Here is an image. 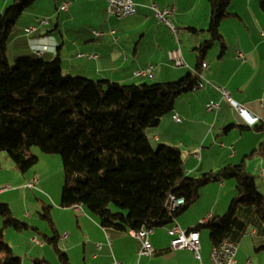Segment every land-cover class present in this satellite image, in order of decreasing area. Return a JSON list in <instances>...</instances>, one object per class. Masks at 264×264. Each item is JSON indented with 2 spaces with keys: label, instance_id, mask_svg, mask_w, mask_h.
I'll list each match as a JSON object with an SVG mask.
<instances>
[{
  "label": "trees",
  "instance_id": "obj_1",
  "mask_svg": "<svg viewBox=\"0 0 264 264\" xmlns=\"http://www.w3.org/2000/svg\"><path fill=\"white\" fill-rule=\"evenodd\" d=\"M36 1L13 0L0 14V157L4 154L19 172L26 173L39 162L31 153L33 147L44 154L60 155L64 169L60 206L87 210L107 232L129 234L171 226L197 201L203 187L230 179L235 180L236 188L227 212L191 231L208 230L214 247L225 240L237 243L249 223L264 228V196L245 159L190 177L181 149L164 144L155 149L147 134L173 113L179 96L203 87L204 57L216 43L226 48L221 25L232 15L229 8L234 0H208L210 39L196 49L195 73L175 82L131 84L65 76L59 56L51 60L22 57L12 66L9 41L25 11ZM259 6L264 13V0ZM250 129L264 134V123L256 122ZM255 157L264 160V141L246 158ZM177 199H183L184 205L171 210ZM50 208L44 207L45 217L54 226ZM0 216L3 229L34 228L13 217L8 204H0ZM54 231L49 242L60 262L71 264ZM0 254V264L23 262L4 239L2 229Z\"/></svg>",
  "mask_w": 264,
  "mask_h": 264
},
{
  "label": "crops",
  "instance_id": "obj_2",
  "mask_svg": "<svg viewBox=\"0 0 264 264\" xmlns=\"http://www.w3.org/2000/svg\"><path fill=\"white\" fill-rule=\"evenodd\" d=\"M10 1L0 0V14L12 4ZM67 1L70 3L69 10L60 11V7ZM134 1L138 4L137 14L117 20L108 15L107 3L104 1L45 0L48 8L42 13L30 11L23 21L19 20L17 23L15 35L9 41L8 58L10 60L11 55L17 60L29 57L35 55V49L41 50L47 46L48 50L44 55L46 59L51 60L59 56L61 66L63 63L68 65L69 69L66 71L68 74L83 76L93 81L106 79L121 84L138 83L137 80L145 78H136L134 73L150 65L153 66L154 72L153 77L148 79H161L159 81L165 82L183 77L182 70L170 71L169 66L173 62L170 53L177 50V42L171 36L173 33L162 27V23L155 17L151 4L157 3L161 8L175 7V18L195 13L188 23L205 26L211 13L208 0H194L195 5L186 2L187 0ZM245 2L247 6L252 7L251 1L248 0L232 2L234 7L235 5L241 7L239 10H234L233 14L237 18H241L245 11L248 12V9H245ZM61 13L65 15L62 16ZM30 16L33 18L31 19ZM42 19H48L49 24L39 25L38 21ZM55 19H58L57 24L51 28ZM255 23L258 22L255 20ZM31 26L37 27L39 31L32 39L25 34V29ZM194 28L189 29L197 33L198 30ZM94 31L100 32L101 35L96 36ZM82 54L84 57H79ZM181 54L183 55V51ZM245 54V61L238 63L230 74L225 70L226 66L221 63V60H224V53L219 59L208 61L207 52L204 63L208 68L201 70L203 87L179 96L173 113L165 115L160 125L147 133L154 148L164 144L181 149L185 171L190 177H198L205 172H216L227 164H239L245 159L247 170L252 174L258 171L264 184V160L256 157L246 158L258 148L259 143L264 141V134L260 133L257 142L241 146L242 135H235L232 130L234 127H239L234 122L241 118L234 116L231 107L222 101L221 95L214 86L225 87L232 93L235 101L245 106L248 114L242 118L246 120L257 118L258 123H264V83L258 93L250 92L258 71L256 51L251 48L249 52L246 50ZM88 55H98V58L91 59ZM184 63L186 65L185 60ZM195 71L196 67L192 73ZM211 100L221 102V109L217 113L208 112L206 109L207 103ZM174 113L182 118V123L173 120ZM245 128L250 129L248 126ZM41 183L40 180L39 185ZM235 188L236 183L231 180L210 183L203 187L197 201L171 226L160 229L162 231L159 233L156 230L150 235L149 241L155 252L151 256L141 258L138 255L140 241L127 233L107 232L95 217L81 207L66 208L81 216L77 219L76 234L71 236L72 238L74 235L78 239L71 240L73 242L68 244V250L86 241L83 245L85 253L88 249L102 252L101 256L95 254L94 260L101 257L111 263L116 259L124 264H212L213 245L208 230L203 229L199 232L202 258L199 262L193 251L189 249L171 248L173 235L170 229L173 225H177L184 231H191L207 217L213 219L223 216L235 195ZM3 190L0 189V198L8 195L10 199L9 194L12 191ZM2 201L11 206L12 202L9 200ZM30 216L23 213L19 217L33 220ZM1 225L0 221V229ZM108 238L112 240L111 245L108 244ZM61 239L65 241L67 236ZM97 244H101V248H98ZM237 244L236 264H264V249L261 248L264 246V228H255L249 223Z\"/></svg>",
  "mask_w": 264,
  "mask_h": 264
},
{
  "label": "rangeland",
  "instance_id": "obj_3",
  "mask_svg": "<svg viewBox=\"0 0 264 264\" xmlns=\"http://www.w3.org/2000/svg\"><path fill=\"white\" fill-rule=\"evenodd\" d=\"M248 1H251L253 8L250 7V5L247 6V2H245V9L247 8L248 12L245 11V13L240 16L241 18H237L233 14L235 9L239 10L241 8L240 5L238 7L235 5L234 7L233 4H231L229 12L232 15L226 18L221 25V33L224 36V44L226 48L223 51V45L216 43L211 49L208 50L207 58L208 61H211L212 59L217 60L224 53V60H221V63L226 66L225 70L231 74V72L236 69L237 64L242 62L239 60V58H237V50L244 54L246 50L249 52L251 48L252 50H255L258 60V71L255 74V82L253 87L250 89V92L256 94L260 91V89H262V84L264 83V37L262 36V31H264V13L261 11L259 6L260 0ZM10 2L12 3L13 1L11 0ZM186 2L190 3L191 5L196 4V1L194 0L191 2L187 0ZM46 8H48V5L46 4L45 0H37L29 9L26 10L22 16L23 18L21 17L20 21H23L30 11L40 14V12L42 13ZM61 15L64 16L65 14L61 13ZM194 15L195 13H188L184 17L180 18L176 16V18L174 17L172 19L175 27L180 31V33L178 37L174 34L171 36L173 39H175L174 41L177 42L176 49L183 51L182 56H184L183 58L186 61V65L179 67L174 62H171L169 67L171 68L170 71H184L183 77L186 76L189 71L192 72L196 67L198 55V50L196 49L200 47L202 43L210 39V35L207 32L210 18L205 26L195 25V23H188ZM30 18L32 19L33 16H30ZM255 20L258 23H255ZM57 21L58 19H55L52 22L51 28L57 24ZM199 22H201V20H199ZM194 26H196V28H194ZM162 27L169 30V28L163 23ZM189 28H194L195 30H198V32L195 33ZM171 36H169V38H171ZM178 40L180 41V45ZM9 51L11 54L12 49ZM10 58V64L14 66L17 62V59H14L13 55H11ZM62 66L63 70H65V76L74 77L73 75H70L66 72L69 69L67 64L63 63ZM183 77L180 76L176 79H170L165 82L179 81ZM157 80L145 78L139 79L137 82H163L159 81L161 79L158 81ZM204 81L207 83L206 80ZM232 130L235 135H242L243 139L241 146L244 144L249 145L255 141L257 142V140H259V135H261L252 129H241L239 127H234ZM218 145L220 146V143H218ZM157 148L158 147H155V149ZM31 153L39 157V162L33 169L26 173L19 172L15 168L14 163L11 160H7L4 154H2L0 157V189H4L6 192L12 191V193L9 194L10 199H8V195L0 198V204L9 205V203H6L2 200H9V202H12L11 206L9 205V207L12 211L13 217L22 222L28 223L37 229L34 230V228H30L24 231H17L13 228L3 229V219L0 216V221L2 224L1 229L4 232V239L13 248L14 254L18 257H21L23 261L22 264H40V262H46L48 264H62L53 245L48 240L55 235V228L60 236L58 240L59 247L68 254L71 264H112L107 259H101V257L97 260H94V255L97 254L98 256H101L102 252L88 249L85 253L83 245L86 241H80V246H77L70 251L68 250V244L73 242L71 240L78 239L74 237V235L76 234L75 231L78 226L77 219H79L81 216L80 214L74 213L72 210L62 208L60 206L64 185V169L62 158L58 154H44L39 147H33L31 149ZM254 174L257 176L256 181L259 192L264 196L263 180L259 176L258 171H254ZM34 175L38 176L42 183L37 187V189H29L26 187V185ZM230 180L235 182L233 179ZM48 206L51 207L49 209V217L51 218L54 226H52L50 220L45 217L46 211L44 210V207ZM112 208L115 210L117 209L115 206H112ZM23 213L25 215H31L30 217L33 218V220L19 217ZM160 231L162 230H157L158 233ZM72 234L74 235L71 238ZM64 236H67V240L65 241L61 239ZM33 238L38 239L44 245H37ZM2 257L3 255L0 254V259ZM137 262L138 260L136 263Z\"/></svg>",
  "mask_w": 264,
  "mask_h": 264
},
{
  "label": "built area",
  "instance_id": "obj_4",
  "mask_svg": "<svg viewBox=\"0 0 264 264\" xmlns=\"http://www.w3.org/2000/svg\"><path fill=\"white\" fill-rule=\"evenodd\" d=\"M93 1H104L107 3V13L110 17L115 18L117 20H121L127 17H131L137 14L138 12V4L134 0H93ZM70 3L65 2L61 7L60 11L67 12L69 10ZM151 9L154 11L155 17L159 20V22L165 24L171 33L179 36L180 31L175 27L172 19L175 17V7H166L161 8L157 3L151 4ZM39 25H48V19L39 20ZM38 28L35 26H31L25 29V34L32 39L35 35L38 34ZM96 36H100L101 33L94 31ZM262 36L264 37V31H262ZM34 41V39L32 40ZM179 41V40H178ZM180 44V41H179ZM48 50L47 46H44L41 50L35 49V52L38 54L45 55ZM239 59L245 61V55L241 52L237 53ZM79 57H84V54ZM91 59H97L98 55H88ZM171 60L177 66H184V59L182 57L180 49L174 50L170 53ZM203 68L207 69L208 65L206 63L203 64ZM153 66L150 65L146 68H142L137 70L134 73L136 78H152L153 77ZM217 92L221 95L222 101H225L231 107V110L234 116L240 117L236 119L234 124L238 126H248L252 127L257 121V118H251L250 120H246L242 118L245 114H248L245 106L233 99L232 93L226 89L225 87L215 86ZM206 109L208 112L217 113L221 109V102L211 100L207 103ZM173 120L177 123H182V118L177 114H173ZM197 155V154H196ZM40 183V179L38 176H35V179H31L26 187L29 189H37ZM185 201L183 199H177V208L183 206ZM176 208V209H177ZM209 217L200 221V224H204L208 221ZM153 230H139V231H130L129 234L140 241L141 246L138 252L139 258L144 256H151L154 254L155 250L149 241L150 235L153 233ZM170 233L173 235V239L171 241V248L173 250H184L189 249L193 251L195 258L199 261L201 258V239L200 234L197 231H184L177 225H173L170 229ZM37 245L43 246L44 244L40 242L38 239H34ZM108 244H112V240L108 238ZM98 248H101V244H97ZM237 252H238V244L232 240H225L219 245L212 247L211 250V262L212 264H236L237 262ZM112 264H124L118 260H114Z\"/></svg>",
  "mask_w": 264,
  "mask_h": 264
},
{
  "label": "bare ground",
  "instance_id": "obj_5",
  "mask_svg": "<svg viewBox=\"0 0 264 264\" xmlns=\"http://www.w3.org/2000/svg\"><path fill=\"white\" fill-rule=\"evenodd\" d=\"M35 55H36V56H44L43 54H38V53H36V52H35ZM202 85H203V84H202ZM202 85H201V86H202ZM33 179H35V177H34ZM176 208H177V200H173V201H172V205H171V210H175Z\"/></svg>",
  "mask_w": 264,
  "mask_h": 264
}]
</instances>
